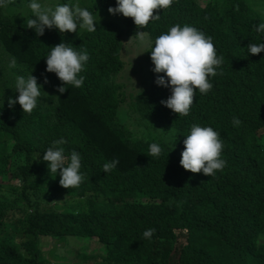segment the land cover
Listing matches in <instances>:
<instances>
[{
  "label": "trees",
  "instance_id": "trees-1",
  "mask_svg": "<svg viewBox=\"0 0 264 264\" xmlns=\"http://www.w3.org/2000/svg\"><path fill=\"white\" fill-rule=\"evenodd\" d=\"M42 234L74 264H264V0H0V264H54Z\"/></svg>",
  "mask_w": 264,
  "mask_h": 264
},
{
  "label": "rangeland",
  "instance_id": "rangeland-1",
  "mask_svg": "<svg viewBox=\"0 0 264 264\" xmlns=\"http://www.w3.org/2000/svg\"><path fill=\"white\" fill-rule=\"evenodd\" d=\"M15 1H16V4L14 3ZM24 1L25 0H23V2L18 1V0H14V2H11V1H7V0H1V2H3V4L5 5L6 10H8L9 8H16L19 13L22 11V14H26L28 12H33V11L38 12V4L40 3L41 0H32V2L31 1L27 2V4ZM197 1L206 2L208 0H197ZM52 5L53 4L50 3L49 5H47V8H49ZM102 15L108 16V15H110V12H103ZM143 45H144V43L133 42L132 39H130L129 37L125 38L124 47L122 50V57L126 63V65H125L126 69L131 67V64L134 67H141L142 61H138V60L142 55V54H140V52L142 50ZM129 91H131V89H129ZM130 120H132L133 122L136 120V115L133 114V112H132V117ZM55 217H58V218H56L57 221L55 222L58 225V221H59V219H61V217L60 216H55ZM56 224L54 225V224L49 223L47 221L43 222L40 225L39 232L44 233V234H53V233L58 231ZM40 241L42 243L41 250H42L43 257L46 259L48 258L49 259L48 261L51 263H54V264H74V263L79 261L77 255L79 253L83 252L79 248L80 247L79 244L77 242H74V241L71 242L66 247L59 245V250H54L53 247L50 246L54 243V239L50 235L43 236V234H42ZM262 242L264 243V237H260V239H259V243H262ZM91 249H92V247H89L87 249V253L89 255L91 254L90 253ZM51 253H55L56 255H59V257H61L63 259H54L53 260L50 258ZM62 260H64V261H62ZM92 261H94V260H90L89 263L90 264L94 263Z\"/></svg>",
  "mask_w": 264,
  "mask_h": 264
}]
</instances>
